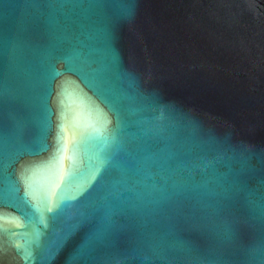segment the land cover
<instances>
[{
  "label": "water",
  "instance_id": "1",
  "mask_svg": "<svg viewBox=\"0 0 264 264\" xmlns=\"http://www.w3.org/2000/svg\"><path fill=\"white\" fill-rule=\"evenodd\" d=\"M262 194L264 0H0V264H264Z\"/></svg>",
  "mask_w": 264,
  "mask_h": 264
},
{
  "label": "snow or ice",
  "instance_id": "2",
  "mask_svg": "<svg viewBox=\"0 0 264 264\" xmlns=\"http://www.w3.org/2000/svg\"><path fill=\"white\" fill-rule=\"evenodd\" d=\"M103 7V4H96V5H92L90 4L89 7ZM61 16H63L65 19H69V18H75V20H79V15L77 13H72L71 16L69 13H65V12H61L60 13ZM37 24L39 23V21L36 22ZM7 32V30H6ZM135 174V173H134ZM160 181H153L150 185H146L145 186V191L143 193H135V195L137 196V198H144L147 197L149 198V200L151 202H158L161 200H164L166 198H168L169 195L173 194V193H169L166 189H164L163 187L158 188L156 185L159 184ZM183 188V190L187 191L188 187L187 185H182L181 186ZM201 188H204L206 190V186H194V189L197 190V194H202L199 190ZM175 189V186H174ZM206 194V191L205 193ZM120 202H117V205L114 206H119ZM260 208H261V215L264 216V194H262L261 196V202H260ZM165 236H171V233L169 232H165L164 233ZM177 243H181L180 241H177ZM80 254H83V246H81L80 249L77 250ZM264 251V250H262ZM170 252V249L164 248V249H159L158 253H162L164 256L168 255ZM148 264H151V261H148ZM209 264H215L214 261H209Z\"/></svg>",
  "mask_w": 264,
  "mask_h": 264
}]
</instances>
